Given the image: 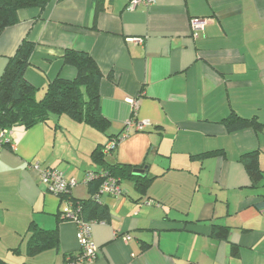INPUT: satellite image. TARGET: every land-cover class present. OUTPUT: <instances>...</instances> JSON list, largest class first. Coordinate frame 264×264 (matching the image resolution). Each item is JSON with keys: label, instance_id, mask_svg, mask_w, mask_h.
Listing matches in <instances>:
<instances>
[{"label": "crops", "instance_id": "obj_1", "mask_svg": "<svg viewBox=\"0 0 264 264\" xmlns=\"http://www.w3.org/2000/svg\"><path fill=\"white\" fill-rule=\"evenodd\" d=\"M129 1L50 0L20 9L0 33V76L24 38L36 43L26 78L38 99L56 77H76L62 59L67 48L90 53L104 74L108 120L100 130L51 114L9 129L0 146V257L65 264L80 253L77 224L65 214L91 196L84 178L101 166L94 150L133 119L149 125L130 130L106 160L147 167L148 189L124 180V194H101L108 216L93 221L97 255L77 264H264V179L254 183L241 159L256 151L264 174V0H156L135 11ZM193 18L207 19L196 36ZM231 113L263 129L230 131ZM208 152L217 153L198 157ZM36 165L77 184L67 197L47 191ZM214 225L228 226L229 237L212 235ZM34 228L57 229L58 246L28 254Z\"/></svg>", "mask_w": 264, "mask_h": 264}, {"label": "trees", "instance_id": "obj_2", "mask_svg": "<svg viewBox=\"0 0 264 264\" xmlns=\"http://www.w3.org/2000/svg\"><path fill=\"white\" fill-rule=\"evenodd\" d=\"M49 2L50 0H0V33L18 23L20 9L36 7L43 10ZM35 50L36 43L24 38L16 52L9 56L7 65L0 76V129L9 130L18 125L29 128L36 123L48 121L51 114H66L73 120L86 122L100 130H106L108 120L102 113L100 95V83L104 74L92 55L87 51L67 48L62 59L64 63L76 69V77L73 79L56 77L48 84L44 95L38 99L36 98V88L26 78V72L31 65V58ZM224 123L230 131H239L248 127H253L257 131L263 129V124L256 117L242 118L236 113L227 116ZM125 129L126 127L124 131ZM124 131L120 135L110 138L109 141L119 140ZM8 144L9 142L3 143L5 146ZM105 147L106 144L98 146L92 155L94 162L101 166L88 171L93 173V177L87 182L91 193L90 198L72 200L73 212L90 222L108 216L105 204L100 198L95 197L106 178L117 179L121 186L124 180H132L142 193L147 191L151 181V178L144 173L137 172L136 166L108 162ZM216 153H202L198 157L213 156ZM241 159L254 183L261 182L264 179V174L259 165L257 152L244 153L241 155ZM70 190L71 188L58 195L67 197ZM258 206L262 208L264 201L258 203ZM212 235L219 239H227L230 235V228L214 225ZM58 244L57 229L34 228L28 244V254L35 255L49 245L58 246ZM238 251V246L234 244L232 254H238ZM0 264L11 263L0 257Z\"/></svg>", "mask_w": 264, "mask_h": 264}, {"label": "built area", "instance_id": "obj_3", "mask_svg": "<svg viewBox=\"0 0 264 264\" xmlns=\"http://www.w3.org/2000/svg\"><path fill=\"white\" fill-rule=\"evenodd\" d=\"M156 0H130L127 9L130 11H135L137 8L142 6H147L153 4ZM207 19L193 18L191 20V27L194 35L196 36L200 30L204 29ZM132 42L143 43L142 38L130 39ZM148 122H138L135 120H130L127 125L124 133L119 140L113 139L106 144L105 153L109 154L116 149L119 141L125 138L130 130L135 129L136 131H142L148 127ZM8 133L9 130L4 128L0 129V146H3L4 142H8ZM35 168L40 172L41 183L47 191H50L54 194H60L68 189L72 188L77 184L75 180H70L66 173L60 169L54 168H39L38 165ZM93 177V173L88 172L84 178V183H87L89 179ZM125 193L124 188L118 183V180L113 177H108L105 179L101 188L96 194V198H100L101 194H110L112 196H120ZM151 203V201H149ZM66 217L71 218L77 224V240L80 246V253L77 256H68L65 264H77L85 260H92L96 257L98 252V246L92 238V225L93 222L86 221L83 218L77 216V213L73 212V209L65 214ZM129 238V237H127Z\"/></svg>", "mask_w": 264, "mask_h": 264}, {"label": "water", "instance_id": "obj_4", "mask_svg": "<svg viewBox=\"0 0 264 264\" xmlns=\"http://www.w3.org/2000/svg\"><path fill=\"white\" fill-rule=\"evenodd\" d=\"M148 168L136 169L137 172L144 173Z\"/></svg>", "mask_w": 264, "mask_h": 264}]
</instances>
